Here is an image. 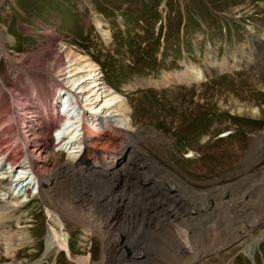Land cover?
I'll return each mask as SVG.
<instances>
[{"label": "rangeland", "instance_id": "obj_1", "mask_svg": "<svg viewBox=\"0 0 264 264\" xmlns=\"http://www.w3.org/2000/svg\"><path fill=\"white\" fill-rule=\"evenodd\" d=\"M95 20H100L110 31V39L100 34ZM262 37L264 0H0V49L2 46L4 51L0 50V78L3 80L0 84L7 85L15 74L19 79V90L5 86L8 90L3 98L0 91L3 137L11 98L17 101L19 92L38 89L40 96L47 98L48 87L53 85L50 75L28 69L51 70V64L54 68L64 63L58 54L68 50L88 56L101 65L108 85L124 98L130 110L132 134H137L117 138L114 130L110 141L117 146H128L133 153L125 151L122 156L128 159L119 166L123 171L116 167L115 172L113 169L99 172L94 178L83 180L85 189L79 187L82 184L77 181L70 184L74 178L68 179L66 174L59 173L68 167L67 154L63 150L56 151L49 173H53V177L59 175L57 187L50 184L48 192L31 197L18 209L10 210L4 219L0 218V232L22 230L30 234L29 241L19 247L16 238L8 242L0 236V264L13 261L6 254L9 245L16 247L14 259L20 264H74L67 252L56 247L46 251L48 210L60 216L72 254L88 255V264L101 263L102 239L109 235L123 237L120 239L123 244L115 238L112 240L114 258L108 264H128L131 261L128 256L139 252L149 255L147 264H154L163 260L157 251L168 246L170 252L176 243L172 236H167L172 224L177 230H183L185 225L191 233L194 228L201 231L212 225L209 231L202 230L203 234L213 232L197 245L202 249L207 244L210 248L221 245L245 225L262 217ZM208 46L216 50L219 61L226 58L233 65V59L238 58L244 65L220 66L201 80L188 81L182 75L187 65L207 68ZM9 90L13 92L11 96L7 93ZM249 107L258 109V113L252 114ZM102 125L105 140L104 132L108 129L104 123ZM132 145L135 148L130 147ZM115 152L120 153L118 148ZM41 159L47 161L44 154ZM162 166L176 176L181 187L169 179ZM146 174L157 180L147 187H162L161 191L146 189L143 192L137 188L140 184L130 185L131 181L141 180L139 175L146 178ZM225 190L227 195H223ZM229 199L238 202L232 203L234 209L218 214L213 208L210 215L203 213L205 203L211 201L215 206ZM243 202H251L246 212ZM193 207H201L202 213L197 217L193 214L195 218L190 216V221L185 220L190 215L188 209ZM91 219L98 223L90 222L89 226ZM104 221L109 223L101 227ZM90 228L96 232L88 231ZM102 228L108 230L103 237L97 231ZM254 234L260 239L248 254L245 245L252 240L246 236L229 243L230 247L228 244L227 248L224 246L191 263L264 264V220ZM191 240L194 246L197 241Z\"/></svg>", "mask_w": 264, "mask_h": 264}, {"label": "bare ground", "instance_id": "obj_2", "mask_svg": "<svg viewBox=\"0 0 264 264\" xmlns=\"http://www.w3.org/2000/svg\"><path fill=\"white\" fill-rule=\"evenodd\" d=\"M103 25L104 24H102L100 20H95V26L99 30L100 34L106 39H110L111 33L109 30L105 29ZM262 39L264 38L262 37ZM0 50L1 52H4L2 46ZM216 55V50L212 46H208L206 51V59L208 60L207 68L202 69L192 64L187 65L186 70L182 73V75L184 77H187L186 79L188 81H198L203 79L208 74L213 73L215 68L217 67L224 65H227L229 67H239L240 65H244V63H242L238 58L233 59V65L232 61H226V58L223 62H221ZM58 57H62L64 59V63H58L56 66H54V68L51 64L50 68L51 70L53 68L52 71L40 69L36 70L35 68L28 69L31 71L35 70L42 75H50V77L54 80L56 86V89L51 88L49 90V94L52 99L49 98L50 100L41 102L34 96H31L30 99H28L27 96L24 97V94L21 93H19V99L17 98V101L16 99L11 98L12 100L10 101V116L7 123L5 124L6 127L4 128L6 132L5 137H3L4 135H1L0 130V218L4 219V217L10 210L12 211L18 209L20 205H22L24 201H26V198L28 196H40L41 194L48 192L49 184L53 183V185L57 187L58 182H60L57 180L59 175L56 174V176L54 177L51 176L53 175V173L49 172L53 169V167L49 166L55 163H53L52 158L56 157V151L58 150H63L64 153L67 154L66 163L68 164V167H66L67 169H65V171L61 170L59 173H62V175L66 174L68 176V179L74 178L71 180L73 182L70 184H74L77 181L79 182V184H82L79 185V187H82V189H85V186L83 185L85 181L83 180L87 178H94V176H96V174H98L99 172L105 173L106 169H113L114 171L116 167L120 172L123 171L124 169L119 166L123 165L128 159H125L124 157L122 158V156H124L125 151H129L130 154L133 153L132 149L130 150L128 146H125L124 144L121 146H117L116 143L110 141L111 133L110 131H108L109 128H111V130L113 131L115 130L116 133H118V135H116L117 138H120L124 135L136 136L137 134H132L133 129L131 125V119L128 116L130 110L125 104L124 98L120 93L118 94L116 91H114L115 89L113 87L103 81V75L100 67L95 64V62L92 61L90 57L78 54L76 52H71V50L65 51L63 54L59 53ZM0 81L3 80L0 78ZM34 88L36 89V87H32V89ZM7 90L5 89V91ZM38 91L40 90L38 89ZM38 91L35 90L34 94L40 95L41 93ZM7 93L10 94V96L11 94H13V92H11L10 90ZM15 97L16 96L14 95V98ZM35 102H37V107H35ZM17 103L21 107L17 106ZM24 106L26 107L23 108ZM248 109L252 114L258 113V109L256 108L249 107ZM93 115L94 117L91 118V116ZM103 123L106 126L105 128L108 129L106 132H104L106 133L105 140H103ZM109 147H111L112 149H110ZM130 147L135 148L133 145ZM117 148L119 149L120 153H117V155L113 156L109 164L101 159V161L98 160V158L101 157L105 158L104 156L108 155L107 153H111V155H113L114 150H116ZM81 151H84L86 153V158L88 157L89 160L95 159V161H93L86 170L82 169L81 166V163L83 161H86L84 160V153H79ZM42 154H44V157L46 156V162L41 161L43 160L41 159ZM74 156H77V160ZM160 168L164 169L169 179L178 182V188L181 187V183L179 182V180H177L176 176L174 177L173 175L169 174V171L167 172L163 166ZM139 176H141V180L139 179L138 181H131L130 185L140 184V186H137V188L138 190H143V192L147 190H151L152 192L162 190V187L159 189H149L147 187V184L151 182H157V180L152 179L147 174L146 178L143 175ZM77 179H79V181ZM40 181L42 182L41 186ZM65 182L66 181L63 180V183ZM208 191L210 192L211 189ZM225 192L227 191H223V195H225ZM191 193L194 194L193 190ZM19 196L22 197L19 198ZM233 202L234 204L238 203L236 200L232 201L231 199H229L214 206L213 202L209 201L205 203L206 211L203 213H206L205 215L208 216L210 215V212L213 211V208H216L214 210L218 214L224 213L225 211H228L229 208L234 209L235 205L232 204ZM255 202H257V200ZM247 205L251 206V202L242 203V207L244 210L245 208H247ZM200 208L201 207H193L192 209H188L187 213L190 215H187L185 220L190 221L189 217H194L193 214H195V217H197L199 213H202ZM260 213L262 214V212ZM247 214H249L248 211ZM47 215L49 224L47 226V232L45 235L46 251H49L50 249L56 247L57 250L67 252L68 258L71 259L74 264H88L90 260L88 255L75 256L72 254L68 242L69 237L67 233L63 231L64 226L61 222L60 216L54 213V211L52 210H48ZM93 218L98 221L96 217ZM263 220L264 215L254 221L250 222L249 220L250 224L247 223L248 225H245L241 230H238V228V231L235 234L232 233L233 236L230 237L229 240L227 239L221 245L210 248V245L207 244L206 247L201 246L203 247L202 249L198 248L197 246L203 243L202 238H210L213 234V232L212 234L209 232L203 234L202 230L206 229L204 230V232L209 231V228L211 229L212 225L203 227L201 231L196 228H194L193 231L192 227L193 232L191 233V229L186 228L185 225H183V230L178 229V231L174 227L175 224H172L171 230L168 229L167 236H172L175 239L176 243L173 245V249L170 252L168 251L169 249L167 250L168 246H161V248L163 247V251L160 250L157 252L160 253L158 257H163V260H158L159 262L156 261L154 264H190L191 262H198L208 254L217 252L224 246L226 247L229 243L244 239L246 236H249L250 240H252V242H247L245 245L244 250L245 253L248 254L251 246L260 239V237L258 238L255 236L254 232ZM90 222H94L96 224L98 223L91 219L88 222L89 226L91 225ZM108 223V221L102 222L103 225L101 227H105ZM181 226L182 225L180 223H177L178 228H181ZM215 226H217V224ZM223 229L224 228H222V230ZM87 230L96 232L95 229L91 228ZM97 231L103 237L106 236L105 232H107L108 230L102 228V230L97 229ZM183 235L185 236V238L183 237ZM0 236L4 237L5 240H8V242H12L11 238H16V240L18 241V247L25 245V243H27L30 239L29 232H24L22 230L21 232L19 230L15 233H10L9 231L3 233L0 232ZM109 236L110 237L102 239L103 255L101 257L100 264H108V262H110L111 259L114 258L113 248L115 246V243L112 240L115 238V241L118 242L121 239V236L119 238L115 237V235ZM222 237L224 238V236ZM110 239L112 242L110 241ZM191 239L197 241V243L194 242L196 243L194 244V246L191 243ZM200 239L201 242H199ZM163 241L165 243L167 242L166 240ZM119 244H123L122 241ZM15 248L11 247L10 245L6 247V254L8 255V257L13 259L12 262L10 260L6 264H20L14 259L16 256ZM131 255L128 256V258H131V261L128 264H147V260L149 257L147 253L139 252L137 253V255H134L133 253ZM134 260H137V262H134ZM217 264L225 263L223 261L222 263L219 262Z\"/></svg>", "mask_w": 264, "mask_h": 264}, {"label": "water", "instance_id": "obj_3", "mask_svg": "<svg viewBox=\"0 0 264 264\" xmlns=\"http://www.w3.org/2000/svg\"><path fill=\"white\" fill-rule=\"evenodd\" d=\"M225 195H227V192H225ZM230 245H231V244H229V246H227V247H230ZM227 247H225V248H227ZM192 263H193V262H192Z\"/></svg>", "mask_w": 264, "mask_h": 264}, {"label": "crops", "instance_id": "obj_4", "mask_svg": "<svg viewBox=\"0 0 264 264\" xmlns=\"http://www.w3.org/2000/svg\"><path fill=\"white\" fill-rule=\"evenodd\" d=\"M9 35V34H8ZM10 37H11V35H9ZM14 37V36H13ZM13 37H11V38H13ZM14 39H15V37H14Z\"/></svg>", "mask_w": 264, "mask_h": 264}]
</instances>
